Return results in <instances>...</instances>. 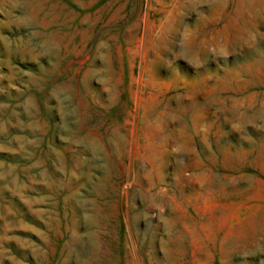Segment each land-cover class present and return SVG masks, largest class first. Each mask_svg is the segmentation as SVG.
I'll use <instances>...</instances> for the list:
<instances>
[{"label": "rangeland", "instance_id": "374dc122", "mask_svg": "<svg viewBox=\"0 0 264 264\" xmlns=\"http://www.w3.org/2000/svg\"><path fill=\"white\" fill-rule=\"evenodd\" d=\"M0 264H264V0H0Z\"/></svg>", "mask_w": 264, "mask_h": 264}]
</instances>
